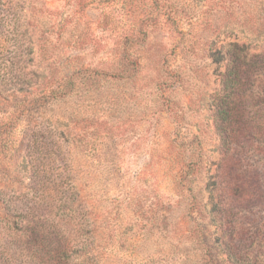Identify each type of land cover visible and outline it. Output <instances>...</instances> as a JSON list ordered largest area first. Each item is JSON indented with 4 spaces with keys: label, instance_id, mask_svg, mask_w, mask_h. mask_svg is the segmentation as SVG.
Wrapping results in <instances>:
<instances>
[{
    "label": "rangeland",
    "instance_id": "374dc122",
    "mask_svg": "<svg viewBox=\"0 0 264 264\" xmlns=\"http://www.w3.org/2000/svg\"><path fill=\"white\" fill-rule=\"evenodd\" d=\"M0 264H264V0H0Z\"/></svg>",
    "mask_w": 264,
    "mask_h": 264
},
{
    "label": "trees",
    "instance_id": "16d2710c",
    "mask_svg": "<svg viewBox=\"0 0 264 264\" xmlns=\"http://www.w3.org/2000/svg\"><path fill=\"white\" fill-rule=\"evenodd\" d=\"M95 1H96L97 3H105V2L108 1V0H90V2H95ZM216 1H217V0H216ZM44 9H45V11H48V8H47V7L44 8ZM168 16H170L169 13H168ZM168 19L170 20L171 18L168 17ZM171 20H172V19H171ZM174 30H175V27L173 28V31H172V32H174ZM141 32H142V29H141L140 26H139L138 28H136V31L132 33V34H133V36L131 37L132 39H130L131 44H132V41H133V40L135 41V40L138 39V37L136 36L137 33L140 34ZM178 32H179L181 35L184 34V32L181 31V30H179ZM29 41H30V43H33V42H34L33 39H32V40L29 39ZM35 43H36V42H35ZM45 44H46L45 42L40 41V43L37 42L36 45H38V46L40 45L41 49H43V47L45 46ZM234 44H235V43H229L228 45H234ZM223 55H224V52L222 51V56H223ZM222 59H223V58L221 57V59H216V60H217V61H220V60H222ZM234 61H235V60H234ZM230 62H233V60L230 59ZM129 64H130L131 66H134V65H135V63H134L133 60H132L131 62H129ZM132 68H134V67H132ZM134 69H135V68H134ZM82 70L85 71V70H87V69H83V68L73 69V70L70 71L69 75L67 74V75H64L63 77H64V78H70V77H72L73 75H77V74L81 73ZM101 73H102V75L105 74V73L103 74V72H101ZM106 75H107V74H106ZM125 76L127 77L128 74H127V73L123 74V77H125ZM44 88H46V87H44ZM63 89H64V86H60V81H57L56 84L51 85V86L47 87L46 90L42 91L40 97H41L42 99H44V100H49V99L54 98V97H57V96H62V95L65 94V92L63 91ZM184 166L190 168V167L192 166L191 161L188 162V163H186Z\"/></svg>",
    "mask_w": 264,
    "mask_h": 264
}]
</instances>
